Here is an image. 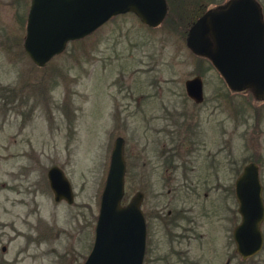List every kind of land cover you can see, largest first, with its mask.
I'll return each instance as SVG.
<instances>
[{"label":"rangeland","instance_id":"rangeland-1","mask_svg":"<svg viewBox=\"0 0 264 264\" xmlns=\"http://www.w3.org/2000/svg\"><path fill=\"white\" fill-rule=\"evenodd\" d=\"M227 1L166 0L174 20L177 11H185L178 20L187 19L188 29L206 9ZM256 1L264 17V0ZM29 6L30 0H0V264H83L118 135L124 137L126 161L123 203L142 191L148 213L176 200L190 207L205 235L193 244L200 264H264V243L248 259L235 253L230 230L240 222L235 194L216 190L205 198L202 185L199 194H167L159 177L163 169H156L162 144L150 131L142 138L143 119L160 116L159 107L166 106L168 117L175 111L180 123L203 120L208 136L198 154L219 158L216 175L209 169L210 183L228 187L255 162L264 200V101L250 89L232 92L209 60L189 50L188 30L173 29L174 20L149 28L132 13L69 42L38 67L23 49ZM196 75L204 92L198 104L184 87ZM185 152L183 145L178 153ZM53 165L71 183L72 204L53 198L47 180ZM200 165L199 175L192 176L199 184L205 177ZM146 183L155 189L146 191ZM261 229L264 236V220Z\"/></svg>","mask_w":264,"mask_h":264},{"label":"water","instance_id":"water-1","mask_svg":"<svg viewBox=\"0 0 264 264\" xmlns=\"http://www.w3.org/2000/svg\"><path fill=\"white\" fill-rule=\"evenodd\" d=\"M131 12L150 28L167 15L166 0H30L23 49L32 63L45 66L62 53L69 41L81 39L111 17ZM186 46L208 59L233 92L252 90L264 101V20L256 0H229L199 16L189 27ZM185 92L195 102L203 99L199 75L186 79ZM124 139L112 144L109 165L99 200L91 249L83 264H142L145 250L143 193L135 192L127 203ZM47 180L55 201L74 202L70 181L53 165ZM240 222L233 230L235 252L241 259L257 254L263 246L261 229L264 200L259 167L246 164L235 180Z\"/></svg>","mask_w":264,"mask_h":264},{"label":"flooded vegetation","instance_id":"flooded-vegetation-1","mask_svg":"<svg viewBox=\"0 0 264 264\" xmlns=\"http://www.w3.org/2000/svg\"><path fill=\"white\" fill-rule=\"evenodd\" d=\"M227 2H224L222 4H216V6L214 7L212 6V8H216L218 6L224 5ZM209 9L211 8L206 9L203 13H205ZM119 15H123V14L115 15L111 17L109 20L116 18ZM108 21H106L104 24H106ZM159 26L160 25H158L157 27ZM73 41H77V40H73ZM68 43L66 44V47ZM189 99L193 103L198 104L191 98ZM203 100H204V92H203V99L199 103H202ZM158 110L161 111L160 116L147 117L143 119L144 129L142 133L143 136L142 138L143 140H146L148 135L147 131H150V136L152 133V137L154 138V141L158 144L159 143L162 144L163 149L158 153V159L162 163L161 166L156 167V169L157 168L163 169V170L159 169L160 170L159 177L161 179L162 178L165 179L164 180L165 182L163 181L162 182L164 183L163 184L164 187L165 186L168 187L166 190L167 194L169 195L175 194V196L179 194H189V193L199 194L200 193L199 185H202V194L205 196V198H208V196L213 191L216 190L220 192L226 191L232 193L234 196L235 180L240 172L237 173L236 178L234 179L232 185L228 187H226L224 184H222L219 181L216 183H210L209 169L212 168V173L216 175L217 168L219 167L218 164L219 158L216 157L215 154L210 156V159L208 154L205 157L198 154L200 152L199 148L202 149V147L206 145L205 138H207L208 136V132L204 127L203 120H200L198 123L197 122L196 123L190 122L189 124L180 123L178 121L179 120V117L177 116L178 114L175 111L169 112L170 115L168 117L165 114L166 111H169L166 108V106H164V108L159 107ZM157 119H158V126H155L153 124L156 123L154 121H157ZM168 119H170L169 122ZM166 145H168V147ZM183 145H185L186 147V152L185 154H179L178 152L180 151V147ZM200 163L202 164L200 165ZM143 164H145V162H143ZM199 165L203 169V173L205 172V177L203 178L200 184L199 182L196 183L195 181L194 182L192 181V176L199 175L198 173ZM239 171H241V169ZM145 187H146L145 188L146 191H148L149 189L147 188L150 187H152L151 190L155 189L154 186H151L150 183H146ZM142 189L144 190V188ZM142 193L144 198V192ZM176 201L174 202L170 201L169 204L167 203L168 205H166L165 207H162L161 205L158 206L156 204L154 208V212L148 213V211H145L142 208V202H143L142 199L141 209L144 215L145 229H146L145 250H144L142 264H200V260L194 258L193 256V244L195 240H200L203 237H205V235L198 232L199 224L196 221V219L192 216V209L188 206H185V204L177 205ZM203 213L206 216L208 214V210L204 209ZM236 225L237 224H233L230 227L232 242H234L233 230ZM239 258L241 257L239 256ZM225 264H229V260H226Z\"/></svg>","mask_w":264,"mask_h":264},{"label":"trees","instance_id":"trees-1","mask_svg":"<svg viewBox=\"0 0 264 264\" xmlns=\"http://www.w3.org/2000/svg\"><path fill=\"white\" fill-rule=\"evenodd\" d=\"M169 10V9H168ZM177 13L179 14L178 16H176V20H174V17H173V15L171 14V11L169 10L168 12H167V16H166V18H165V20L166 19H168V22L170 23V22H172L173 20L175 21V25L176 26H173V29L174 28H181V27H184V30L187 32V30H188V27H187V19L186 20H184V19H181V20H178V18H183L182 16H183V14H185V11L184 10H179V11H177ZM187 14H189V13H187ZM186 14V15H187ZM165 20H164V22H165ZM171 27V26H170ZM207 60V59H206ZM7 95H10V92H9V94H7Z\"/></svg>","mask_w":264,"mask_h":264}]
</instances>
